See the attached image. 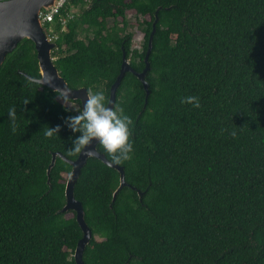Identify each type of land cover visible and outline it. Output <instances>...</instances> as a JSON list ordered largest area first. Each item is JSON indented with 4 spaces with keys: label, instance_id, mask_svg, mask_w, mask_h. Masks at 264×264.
<instances>
[{
    "label": "trees",
    "instance_id": "trees-1",
    "mask_svg": "<svg viewBox=\"0 0 264 264\" xmlns=\"http://www.w3.org/2000/svg\"><path fill=\"white\" fill-rule=\"evenodd\" d=\"M72 8L54 64L70 89L108 102L123 53L145 69L158 18L147 105L131 73L117 91L133 120L135 154L118 165L129 187L113 202L120 175L95 158L74 187L93 235L84 264H264V0H71L62 15ZM29 78L41 76L24 40L0 68V264H75L83 235L75 212H62L72 171L62 158L79 157L67 154L75 114ZM191 96L198 110L182 103Z\"/></svg>",
    "mask_w": 264,
    "mask_h": 264
},
{
    "label": "water",
    "instance_id": "water-1",
    "mask_svg": "<svg viewBox=\"0 0 264 264\" xmlns=\"http://www.w3.org/2000/svg\"><path fill=\"white\" fill-rule=\"evenodd\" d=\"M101 2V0H95V3ZM56 4V0H0V68L6 61L9 54L13 53L18 45L24 41L29 40L35 45V51L37 54V61L40 71V79H43L45 75L52 78L54 81V86L50 87L44 85L54 92L55 88L69 86L66 81L60 76L58 69L54 64V59L52 58L53 52L57 49L55 42H50L48 39V34L39 20L38 16L42 11H49ZM158 23V18L152 25V32L148 41L147 54L145 57L146 67L141 73L135 72L131 67L130 62L126 59L125 53H123V61L120 69L119 76L117 77L115 83L110 89L109 105L115 108L117 101V91L127 73L133 74L142 84L144 91L146 93L145 105L148 103V98L150 95L149 85L146 81V76L150 71V65L148 63L149 57L152 53L153 48V37L156 33V25ZM30 80H33L29 78ZM39 80V79H38ZM71 99L73 102H80V108L82 107V101L85 99L86 89L72 90ZM98 144L94 143L91 148L86 150L83 154L79 155L78 159L74 162L66 161L71 167L72 171L68 177L66 187H65V198L66 205L63 208V213H68L70 211L75 212L76 221L82 232V239L78 242L75 249L73 258L75 264H84L83 255L88 244L93 239L91 230L88 228L84 219V210L78 201L74 197V187L80 177L81 170L90 158H95L105 164L107 167L116 170L120 175V184L117 191L113 195V202L117 197V194L125 187H129L125 180V173L123 167L110 165V162L106 157L99 153L97 150ZM87 151H92L95 153L94 156H88ZM57 154L53 155L52 165L48 169V175L50 170L55 164V159ZM140 199L143 196L139 192Z\"/></svg>",
    "mask_w": 264,
    "mask_h": 264
},
{
    "label": "clouds",
    "instance_id": "clouds-1",
    "mask_svg": "<svg viewBox=\"0 0 264 264\" xmlns=\"http://www.w3.org/2000/svg\"><path fill=\"white\" fill-rule=\"evenodd\" d=\"M30 83L38 84L40 88L44 85L54 86V81L47 75L43 79L30 80ZM54 94L56 99L62 103L65 112L73 107L70 89L55 88ZM182 103L191 105L197 110L200 108V101L195 96L186 97ZM8 118L12 122V131L15 134L16 107L9 109ZM65 126L75 137L72 140L71 148L67 151L69 156L81 155L96 143L111 158L110 165H122L130 162L134 157L135 149L131 131L133 120L124 113L123 108L110 106L102 91L91 89L85 91L82 107L65 121ZM60 131V127L48 129L46 137L49 139L57 137ZM87 154L90 157L95 155L92 151H87Z\"/></svg>",
    "mask_w": 264,
    "mask_h": 264
},
{
    "label": "built area",
    "instance_id": "built-area-1",
    "mask_svg": "<svg viewBox=\"0 0 264 264\" xmlns=\"http://www.w3.org/2000/svg\"><path fill=\"white\" fill-rule=\"evenodd\" d=\"M71 0H56L55 6L49 11H42L38 18L44 27L48 26L46 29L48 34V39L50 42H55L57 37V27L61 26L65 28L70 20L74 18V12L62 15V11L70 3ZM59 16V20L56 21V17ZM63 31V29L61 30Z\"/></svg>",
    "mask_w": 264,
    "mask_h": 264
},
{
    "label": "rangeland",
    "instance_id": "rangeland-1",
    "mask_svg": "<svg viewBox=\"0 0 264 264\" xmlns=\"http://www.w3.org/2000/svg\"><path fill=\"white\" fill-rule=\"evenodd\" d=\"M71 10H72L74 13L77 12V9H75V8H72ZM127 19H128L129 21H134V17H133V15H129V16L127 17ZM82 38H83V37H82ZM141 47H142V42H141V40L134 41L133 49H140V50H141ZM79 108H80V105H79V104H77V103H73V107L70 108V111H71L72 113L76 114V112L79 110Z\"/></svg>",
    "mask_w": 264,
    "mask_h": 264
}]
</instances>
